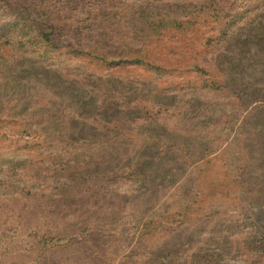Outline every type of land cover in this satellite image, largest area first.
<instances>
[{
    "label": "rangeland",
    "instance_id": "1",
    "mask_svg": "<svg viewBox=\"0 0 264 264\" xmlns=\"http://www.w3.org/2000/svg\"><path fill=\"white\" fill-rule=\"evenodd\" d=\"M255 2L260 0L234 3L233 9L241 12L235 24L240 25L252 12L260 13L253 8ZM191 52L190 49L185 54ZM233 54H239L244 63L229 75L247 82L246 90L264 87V46L256 54L245 53L249 57H242L237 47ZM79 62L62 67L65 87L52 85V81L33 83L46 72L53 74L60 70L55 65L34 62L35 72L27 83L4 89L3 98L6 94L23 98L44 94L49 98L55 93L69 101L77 88L83 93L82 102L73 101L71 107L75 114L86 117L85 130L90 137L65 145L52 142L53 136H49L48 147L42 145L33 152L47 163L49 155L59 154L72 166L67 177L51 178L49 184L53 187L49 191L46 186L43 189L42 182L48 183L47 179L35 180L26 173L18 177L0 173V228L20 223L17 232L1 231L6 237L16 233L18 239L24 240L15 244L16 252L0 256V264H37L31 251L35 245L29 241L33 235L31 228L58 223L61 217L67 221L74 238L99 232L112 234L113 241L104 246L113 251V256L104 262L90 256L77 260V264H196L194 254L200 249L202 253L219 255L218 264H264V244L260 240L264 236V93L236 97L186 86L168 91V83L176 82L177 78L164 77L152 87L153 76H149L151 84L149 81L141 84L129 74V79L118 85L119 93L107 97L94 87L101 84V76L89 70L81 77ZM209 70L214 69L211 66ZM137 71L144 73L140 68ZM183 77L194 80L190 72ZM70 85L76 88L71 89ZM67 86L70 91H66ZM153 91L159 94V99H154ZM102 98L106 110L94 114L92 106L98 105ZM56 107V114L62 121L67 120V105L59 101ZM46 115L39 124L43 131L52 129L45 128L51 124L48 122L51 118H44ZM94 132L99 134L94 137ZM88 149L100 153L104 168L99 173L101 178L96 179L102 185L97 202L82 200L83 191L77 192L68 177L76 178L74 170L87 159L83 155ZM10 155L6 147H0L2 160ZM125 163L145 169V174H127L121 170ZM64 184L74 189L66 196L68 210H59L64 214L52 212L58 209L53 202L58 198L56 189ZM186 204L191 206L186 215H179L180 206ZM112 212L114 217L110 216ZM151 213H159L165 229L142 233L139 222ZM84 244L85 248L80 250L89 253L90 244L86 241ZM161 249L165 250V256L158 255ZM49 257L52 262L58 255Z\"/></svg>",
    "mask_w": 264,
    "mask_h": 264
},
{
    "label": "trees",
    "instance_id": "2",
    "mask_svg": "<svg viewBox=\"0 0 264 264\" xmlns=\"http://www.w3.org/2000/svg\"><path fill=\"white\" fill-rule=\"evenodd\" d=\"M237 1L243 0H0V147H6L11 153L9 159L0 158V173L12 177L26 173L35 180L47 179L48 183H42L43 189L46 186L49 191L53 187L52 183L49 184L51 178L67 177V171L72 166L59 154L49 155L47 163L46 159L38 158L33 152L40 150L42 145L47 148L49 136H53L52 142H64L65 145L90 137L85 130L88 128L86 117L75 114L71 107L73 101L82 102L83 94L73 85L70 88H76V93L69 101L60 99L55 93L49 98L44 94L30 98L6 94L3 98L4 89L27 83L33 77L34 62L42 63V66L55 65V69L60 70L53 74L46 72L44 77L35 78L33 83L52 81V85L65 87L61 80L64 76L60 72L62 67L80 61L79 75L84 77L90 70L101 76V84L94 87L107 97L111 93H119L118 85L129 79V74L141 84L146 81L152 83L149 76H153L155 83L152 87L156 86V80L164 77L177 78L176 82L168 83V91L186 86L236 97L240 94L245 97L263 94L264 87L246 90L247 82L239 76L229 75L233 70L238 71V65L244 63L239 54H233L236 47L241 49L242 57H249L244 56L245 53L256 54L264 46V19L261 18L264 17L261 10L264 0L253 5L260 13L252 12L240 25L234 22L241 14L233 9ZM190 49L192 52L185 54ZM211 66L212 71L209 70ZM138 68L144 73L137 71ZM220 68L223 71H218ZM120 69L124 72H119ZM185 72L193 74L194 80H184ZM70 88L67 86L66 91ZM153 92L154 99H159V94ZM59 101L67 105V120L62 121L55 112L56 102ZM92 107L94 114H103L106 110L105 98ZM44 114H47L44 118H51L48 122L55 128L47 124L45 128L52 129H41L39 124ZM97 134L94 132L92 135L96 137ZM83 157L87 159L78 165V170H74L76 178L68 177L77 192L83 191L82 200L87 198L97 202L102 185L97 184L96 179L101 178L99 173L104 169L100 153L88 149ZM121 170L127 174H145V169L131 163H125ZM73 190L70 184L57 188L58 198L53 202L58 209L51 211L68 210L66 196ZM190 207V204L180 206L178 214L185 216ZM110 216L114 217L115 213ZM162 221L159 213L145 216L139 222L141 232L149 234L165 229ZM57 222L44 228H31L33 235L29 241L35 245L31 251L35 253L37 264H77V260L90 256L104 262L114 255L104 246L113 241L111 233L99 232L90 237L74 238L63 217ZM12 223V227L0 228V256L16 252L18 248L15 244L24 241L18 239L16 233L6 237L1 231L17 232L20 223ZM260 240L264 244V236ZM85 241L91 246L89 253L80 250L85 248ZM164 251L161 249L158 255L165 256ZM55 254L58 257L49 261L47 256ZM216 257L219 255L202 253L200 249L194 254L193 262L218 264Z\"/></svg>",
    "mask_w": 264,
    "mask_h": 264
}]
</instances>
